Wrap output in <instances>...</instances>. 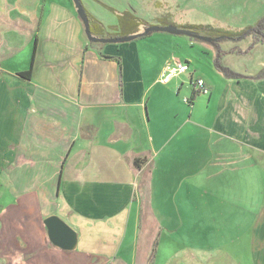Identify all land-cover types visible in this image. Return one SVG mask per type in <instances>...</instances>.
Returning <instances> with one entry per match:
<instances>
[{
  "label": "crops",
  "instance_id": "obj_1",
  "mask_svg": "<svg viewBox=\"0 0 264 264\" xmlns=\"http://www.w3.org/2000/svg\"><path fill=\"white\" fill-rule=\"evenodd\" d=\"M70 1L0 0V180L11 199L0 210V264H135L140 244L153 247L152 262L165 230L174 242L175 231L195 229L192 217L179 221L182 207L203 216L205 239L220 223L219 248L178 251L170 262L264 264V60L256 73L232 71L241 78L221 79L218 93L204 79L213 122L197 126L178 98L184 92L194 111L189 66L162 84L164 62L143 63L135 42H89ZM195 133L220 148L206 157L217 185L201 191L203 202L174 192L204 161L179 157L195 150L185 141ZM164 175L172 205L158 192ZM213 213L220 221L207 222ZM49 217L75 231L73 250L49 241Z\"/></svg>",
  "mask_w": 264,
  "mask_h": 264
},
{
  "label": "rangeland",
  "instance_id": "obj_2",
  "mask_svg": "<svg viewBox=\"0 0 264 264\" xmlns=\"http://www.w3.org/2000/svg\"><path fill=\"white\" fill-rule=\"evenodd\" d=\"M80 2L87 16L95 21V24L102 26L104 29L103 34L107 38L109 35L117 33L110 26L117 24L118 16L123 13L134 16L141 23L138 32H142L144 28L150 26H174L183 29L186 27H210L215 31L221 30L231 34L243 35L247 34L250 28L256 27L264 18V0H80ZM69 3L73 5L72 1ZM204 31L197 30L196 32L204 37H219V34ZM148 35L131 41L139 45L140 59L143 63L152 62L160 64L164 62L166 65L172 61H186L190 69L189 72L194 74L193 83L198 79L204 82L205 79L212 84L211 87L214 88V93L218 90L219 86L221 87V79H227L217 69L216 61L220 67H228L231 71L239 73H245L246 71L256 73L262 68L259 64L264 60V44H261L264 42L257 41L253 35H246L240 40L222 39L216 44L203 42L183 35H170L164 32H155ZM101 46L103 45L101 44ZM217 48L220 50L218 55ZM215 58L217 59L215 60ZM178 79H175L174 82ZM185 81L190 86L189 79L186 78ZM182 94L185 93H180V97H178L180 107H185L188 112H191L192 122L197 126L212 124L213 120H210L212 118L210 113L214 114V110L210 112L206 109L208 94H197L199 97H196L194 100L196 101V106L193 112L191 108L187 107L186 103L182 102L185 98V95ZM189 114H186L185 120L190 118L188 117ZM188 127H192L190 131L197 132L192 124H187ZM185 141L191 143L195 147V150L186 154H183L181 151L179 157L181 159H196L198 162L204 161H202V165L198 163L193 166L195 170L198 169L195 173L193 172V181L185 183L183 182L184 180L179 179L177 190L174 192L177 194L179 191L181 192L180 195H182L186 190H191L190 198H193L196 202H203V196L200 194L201 191H204V189L215 190L214 187L217 185L212 184L207 178L209 175L207 176L204 173L206 157L213 153L216 159L219 158L220 148L218 147L219 145L215 147L213 144L216 143V137H204L202 134L195 133L190 135ZM221 147L222 152L226 149L229 155L234 152L231 145L226 148L222 144ZM168 153L169 151L165 152L163 158L171 156L172 152ZM169 167L171 168V166ZM216 169L220 168L216 167ZM161 179L164 182H160L158 192H160L163 198L164 205H172V196L174 195L171 189V177L164 175ZM221 182L223 183V179ZM5 185L6 183L0 180V210L11 202V199H8ZM182 208H180L181 213L178 216L179 221H190V217H192L191 220H193L192 224H194L195 229H191L192 231L189 234L186 229H181L180 232L178 230L175 231L174 242L170 238L168 240L165 235L171 236L172 230H165L163 239L159 244L158 254L154 256L152 262L148 258L147 253H150L153 247L142 246L139 243L135 264H169L173 259V254L178 251L183 255L184 253L182 252L193 248H219L217 246L219 244L217 237L220 233V223L217 222L219 223L218 225L212 226V234L205 239L203 234L200 235L201 232L196 229L199 223L203 222V216H196L197 212L195 213V211H186L187 213H184ZM209 217L212 220L206 218L207 222L215 223L214 221H220L214 213L210 214ZM0 224H2L1 219ZM230 233H233V231H230ZM177 261L170 262V264H186L181 261L177 263Z\"/></svg>",
  "mask_w": 264,
  "mask_h": 264
},
{
  "label": "water",
  "instance_id": "obj_3",
  "mask_svg": "<svg viewBox=\"0 0 264 264\" xmlns=\"http://www.w3.org/2000/svg\"><path fill=\"white\" fill-rule=\"evenodd\" d=\"M76 13L81 20L84 33L87 37V40L91 43H99V44H123L131 42L137 38H141L144 35L155 33V32H164L170 35H183L192 39H197L203 42L210 43L213 41L212 38L200 36L194 33L193 30L176 28L174 26H150L144 28L142 32H137L133 35L126 37H111V38H100L95 37L90 32V23L89 18L80 2V0H71ZM44 224L47 228L49 241L56 246L57 248L63 251H71L75 248L77 244L76 233L73 229H71L67 224L61 221L58 217H49L44 221Z\"/></svg>",
  "mask_w": 264,
  "mask_h": 264
},
{
  "label": "trees",
  "instance_id": "obj_4",
  "mask_svg": "<svg viewBox=\"0 0 264 264\" xmlns=\"http://www.w3.org/2000/svg\"><path fill=\"white\" fill-rule=\"evenodd\" d=\"M88 18H89V23H91L90 24V32H91V34L95 35V36L99 35L100 37L104 38V36H102L103 31H104L102 26H100L99 24H95V21L90 19V17H88ZM140 25H141V23L138 22L137 18H135L134 16H131V15L127 14V13H123V14L118 16L117 25L115 27H113L114 32H117V33L109 35L108 38H111V37H126V36L133 35V34H135V33H137L139 31V26ZM185 29L194 30V33L197 30H205L206 32L210 31L211 33L214 32L216 34H219V37H214V38L211 37L212 39H217L216 43L219 42L222 39H225V40H240V39H243L246 35H253L254 37H256L257 41L264 42V18H263V20L260 21V23L257 24L256 27L250 28L248 30V33L247 34H243V35L231 34V33H228V32L221 31V30L220 31H215V30L211 29L210 27H202V28L201 27L200 28L199 27H186ZM196 34L199 35V33H197V32H196ZM144 36H149V35L147 34V35H144ZM144 36H142V37H144ZM216 43H212V44H216ZM217 50H218V53H217V55H218L220 53V50H219V48H217ZM215 63H216L217 69L219 71H221L227 78H229V79H239V78H241V75L235 74L234 72L230 71L227 68L220 67L218 65L217 61ZM30 75H31V69L26 71V72H23V73L19 74L20 77L25 78V79H29ZM257 78H260V79L264 78V70H262L257 75ZM194 97H195V94L192 95V99L191 100H193ZM191 100H188V104L189 103L191 104ZM140 162H141V160L137 159V160L134 161V165L137 168H139L140 167Z\"/></svg>",
  "mask_w": 264,
  "mask_h": 264
},
{
  "label": "built area",
  "instance_id": "obj_5",
  "mask_svg": "<svg viewBox=\"0 0 264 264\" xmlns=\"http://www.w3.org/2000/svg\"><path fill=\"white\" fill-rule=\"evenodd\" d=\"M188 70L189 69L187 63L179 61L169 62L164 66L162 70V73L160 75V82L162 84H167L171 79L187 73ZM192 86L196 93L207 95L209 92L202 80H197L196 82L192 83ZM186 101L187 100H185V102Z\"/></svg>",
  "mask_w": 264,
  "mask_h": 264
},
{
  "label": "flooded vegetation",
  "instance_id": "obj_6",
  "mask_svg": "<svg viewBox=\"0 0 264 264\" xmlns=\"http://www.w3.org/2000/svg\"><path fill=\"white\" fill-rule=\"evenodd\" d=\"M195 34H196V32H195ZM198 35V34H197ZM105 38V37H104ZM216 40L217 39H213V41H212V43H216ZM211 43V42H210Z\"/></svg>",
  "mask_w": 264,
  "mask_h": 264
}]
</instances>
